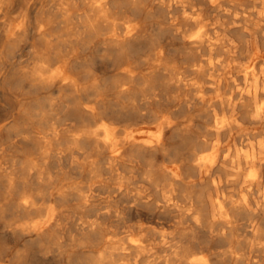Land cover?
Returning <instances> with one entry per match:
<instances>
[{"label": "clouds", "instance_id": "clouds-1", "mask_svg": "<svg viewBox=\"0 0 264 264\" xmlns=\"http://www.w3.org/2000/svg\"><path fill=\"white\" fill-rule=\"evenodd\" d=\"M0 264H264V0H0Z\"/></svg>", "mask_w": 264, "mask_h": 264}]
</instances>
